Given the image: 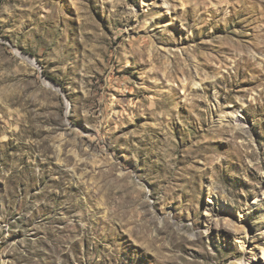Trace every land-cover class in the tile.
Segmentation results:
<instances>
[{"label":"rangeland","instance_id":"1","mask_svg":"<svg viewBox=\"0 0 264 264\" xmlns=\"http://www.w3.org/2000/svg\"><path fill=\"white\" fill-rule=\"evenodd\" d=\"M0 264H264V0H0Z\"/></svg>","mask_w":264,"mask_h":264},{"label":"trees","instance_id":"2","mask_svg":"<svg viewBox=\"0 0 264 264\" xmlns=\"http://www.w3.org/2000/svg\"><path fill=\"white\" fill-rule=\"evenodd\" d=\"M53 81H55V82H57L58 83V81H57V79L55 78V77H50Z\"/></svg>","mask_w":264,"mask_h":264}]
</instances>
